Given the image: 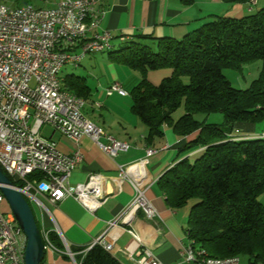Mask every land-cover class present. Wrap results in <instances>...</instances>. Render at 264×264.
<instances>
[{
  "label": "trees",
  "instance_id": "16d2710c",
  "mask_svg": "<svg viewBox=\"0 0 264 264\" xmlns=\"http://www.w3.org/2000/svg\"><path fill=\"white\" fill-rule=\"evenodd\" d=\"M222 1L250 5L252 0ZM109 53L140 74L128 93L131 111L147 128V144L163 137L164 126L180 137L197 132L182 147L199 149L193 160L176 161L156 180L169 209L191 202L183 231L192 249L211 257L243 256L247 264L264 263V205L258 200L264 191V139H234L230 134L236 122L264 119V5L240 17L212 15L178 39L138 34ZM254 60L262 61L258 77L244 89L232 86L223 70H240ZM162 68L170 74L157 84L147 79L148 71ZM83 81L65 75L62 88L86 99L90 88ZM180 105L183 114L174 119ZM198 112L221 113L223 121L197 120ZM32 176L43 179L40 173ZM47 232L48 240L63 248L56 232ZM69 249L79 264H122L98 244Z\"/></svg>",
  "mask_w": 264,
  "mask_h": 264
},
{
  "label": "built area",
  "instance_id": "2783aa9c",
  "mask_svg": "<svg viewBox=\"0 0 264 264\" xmlns=\"http://www.w3.org/2000/svg\"><path fill=\"white\" fill-rule=\"evenodd\" d=\"M100 1L81 0L63 5V0H59L56 8L49 9L0 6V167L9 180L17 183L12 185L14 188L22 195L23 190H30V199L41 207L44 205L39 195H45L50 203L73 197L90 213L107 200L102 199V192L108 177L102 174L93 173L72 189L67 186L71 172L82 159L80 139L83 136L89 137L110 158L129 148L127 142L114 141L112 135L98 129L80 107L71 106L53 87L56 62H69L72 56H84L111 45L110 31H94L102 18V12L96 9ZM255 3L252 0L250 5ZM45 14H53V21H45ZM114 93L127 95L119 82L105 88V95ZM45 124L73 141L71 153L60 152L55 140L40 134ZM154 153L156 149L146 148L143 158L119 168L118 178L126 179L133 188L132 200L122 215L109 221L106 232L93 242L111 254L119 252L135 264L161 263L149 248L139 245L141 239L134 231H129L138 243L134 252L125 248L115 250L106 235L115 224L128 221V213L135 210H142L148 219L158 215L145 196L149 184L146 164ZM133 167L134 172L129 171ZM34 173L42 174L43 179L33 177ZM4 201L0 191V207ZM47 233L43 230L44 249L48 247L71 258L73 264H79L66 243L62 242L61 249L46 245ZM25 244L26 237L11 211L0 209V264H24ZM180 250L185 264H208L196 262V255L201 252L192 250L187 243Z\"/></svg>",
  "mask_w": 264,
  "mask_h": 264
},
{
  "label": "crops",
  "instance_id": "0c3cea01",
  "mask_svg": "<svg viewBox=\"0 0 264 264\" xmlns=\"http://www.w3.org/2000/svg\"><path fill=\"white\" fill-rule=\"evenodd\" d=\"M247 6V3H226L222 0H193L190 4H184L180 0H102L96 6V9L102 12V18L94 31L100 32L102 29L110 31L113 36L112 48L114 46L120 48L125 42L135 39L138 34L178 39L209 20L212 15L243 16L250 12L251 7ZM134 74L136 73H132V79L138 82L139 78ZM169 74L170 69L162 68L148 71L146 77L150 82L157 84V81ZM114 75L112 76H117ZM112 82L118 81L111 80L101 92H96V97L103 98V103L97 107L94 103L98 100H93L90 109L104 107V112H99L96 119L92 117L94 114L84 116L114 138L127 142L129 148L110 158L89 137L83 136L80 139L82 159L71 172L67 184L68 188L72 189L75 184L84 182L89 175L102 174L108 177L103 186L104 192L108 194L107 200L95 212L90 213L73 197L67 196L50 203L45 195H39L38 198L46 212L40 208V214L36 216L40 229L53 230L61 243H66L68 247L89 248L95 239L106 232L108 222L122 215L132 200L133 188L126 179L118 178L119 168L143 158L145 149L153 148L156 149V153L149 157L146 164L149 184L145 196L158 215L148 219L141 211H134L128 222H119L108 230L106 240L112 243L115 250L125 248L134 252L138 243L129 232L132 230L141 239L139 245L149 248L161 264H185L180 248L187 243L183 231L186 216L183 218L180 211L166 207L156 180L176 161L195 155L199 149L184 151L182 147L197 132L180 137L169 126H164L163 137L147 144L145 141L147 128L131 111V103L128 107L123 105L122 100L111 99L117 95L116 93L105 95V88ZM98 83L101 82L98 80ZM230 134L234 139H264V119L256 123L236 122ZM48 137L56 141L60 152L69 154L73 151L74 143L67 136L51 130ZM258 200L264 205V191L260 193ZM112 255L122 264H135L117 251ZM74 261L78 262L75 259ZM41 264H73V260L46 247Z\"/></svg>",
  "mask_w": 264,
  "mask_h": 264
},
{
  "label": "rangeland",
  "instance_id": "374dc122",
  "mask_svg": "<svg viewBox=\"0 0 264 264\" xmlns=\"http://www.w3.org/2000/svg\"><path fill=\"white\" fill-rule=\"evenodd\" d=\"M58 1L59 0H0V3L10 8H15V7H20V6L51 7V6H54ZM263 5H264V0H258L256 5H249V6L252 8V11L254 12L258 10L260 7H262ZM117 49H118V46H114L111 50L90 52V53L85 54L82 57L78 67L74 68L69 64H66L62 67L61 72H60L61 77L65 75H69V74L80 76L84 80L83 83L86 84L90 88L89 89L90 95L87 96L86 105L82 109V112L84 115L89 116L91 114H94L92 117L96 119L97 118L96 115L99 112L101 113L104 112V109H105L104 107L100 109H96V108H93V110H90V109L92 107L93 100H98V103L100 104L101 102L103 103V98L102 99L99 97L97 98L96 92L97 91L101 92L102 88L106 84H108V82L111 80H116L118 82L120 81L123 88L127 91V95L125 97L121 96L122 98H119L120 96L114 95L111 99L122 100L123 105L125 104V106L127 105L129 107V104L131 103V98L128 92L131 89V87L135 85L137 82V81H133L132 73H136L134 75L138 76L139 79H140V74L136 70L135 72H133L134 70H131L121 65L119 62L115 61L112 58L113 54L109 52L110 51L113 52ZM261 68H262V61L254 60L250 63L243 65L240 70L226 68L223 70V74L231 82L232 86L236 88L244 89L250 84V82L253 79L258 77ZM114 74H117V76L113 77L115 76ZM98 80L101 83H98ZM183 80L184 82H187V78H184ZM181 114H183L182 105H180V107L176 111H174V113L172 114V117L174 119H177ZM194 118H196L197 120H205L206 122H209V123H221L223 121L222 114L217 113V112L209 113V114L198 112L194 114ZM51 130L52 128L49 125L45 124L41 127L40 134L44 137H48L50 135ZM193 158H190V161H192ZM25 199L28 200V203L31 209L33 210L36 216L40 214L39 212L40 208L42 209V211L45 212V209H43V207L38 205L34 200H31L28 198H25ZM190 204L191 202L188 203L186 206L178 209V211H180L183 218L187 216V212H188ZM0 209L4 211L10 210L6 201L3 202ZM239 263L247 264L246 258L243 256L239 257Z\"/></svg>",
  "mask_w": 264,
  "mask_h": 264
},
{
  "label": "water",
  "instance_id": "95a60500",
  "mask_svg": "<svg viewBox=\"0 0 264 264\" xmlns=\"http://www.w3.org/2000/svg\"><path fill=\"white\" fill-rule=\"evenodd\" d=\"M0 191L26 237L24 264H41L44 257V246L32 210L22 193L12 186L1 167Z\"/></svg>",
  "mask_w": 264,
  "mask_h": 264
},
{
  "label": "bare ground",
  "instance_id": "6f19581e",
  "mask_svg": "<svg viewBox=\"0 0 264 264\" xmlns=\"http://www.w3.org/2000/svg\"><path fill=\"white\" fill-rule=\"evenodd\" d=\"M75 1H81V0H63V5H72V4H75ZM0 6H6V5L0 3ZM26 7L27 6H20L18 8H26ZM40 8L41 9L56 8V4L54 6H51V7H40ZM45 21H53V14H45ZM110 47H111V45H107L105 48L95 49V52L107 50ZM82 57L83 56H72V58L69 60V62H56L55 63V70H57V72L53 77V87L56 90V92L58 93V96L59 97H65L66 99H68L70 101L71 106L80 107V109L84 108L85 99L62 88V77L60 75V72H61L62 67L66 64H69L74 68L78 67ZM94 104H95V106L98 107V104L96 102ZM98 129L102 130V132H105L100 127H98ZM112 138L114 139V141H121V140L114 138L113 136H112ZM134 169L135 168L133 167V168L129 169V171L134 172ZM23 196L25 198L30 199V190H23ZM107 197H108V194H106L105 192H102V199H107ZM135 211H141L143 213L142 210H135ZM131 215H132V213H128V220H129ZM126 222H128V221H126ZM17 224H18V222H17ZM129 231H132V230H129ZM40 234H41V237L43 240V246H45V238L43 236V230L42 229L40 231ZM46 245H53L48 240V237H46ZM187 245H190V244L187 242ZM190 247H191V245H190ZM191 249H192V247H191ZM199 252H201V255H196V262L205 261V263H208V264H219V263L220 264H232V262L236 260L237 264L239 263V257L238 256L211 257V256L206 255L203 250H199ZM258 264H264V263H258Z\"/></svg>",
  "mask_w": 264,
  "mask_h": 264
}]
</instances>
